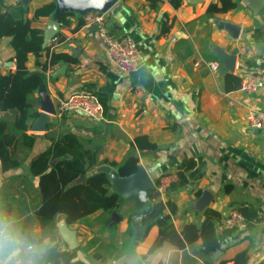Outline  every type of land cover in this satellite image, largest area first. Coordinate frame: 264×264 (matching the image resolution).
I'll list each match as a JSON object with an SVG mask.
<instances>
[{
	"label": "crops",
	"instance_id": "obj_1",
	"mask_svg": "<svg viewBox=\"0 0 264 264\" xmlns=\"http://www.w3.org/2000/svg\"><path fill=\"white\" fill-rule=\"evenodd\" d=\"M19 1L0 0V8ZM231 1L235 9L209 15L208 7L219 6V0H181L179 7L170 0H118L116 12L105 13L106 27L114 37L129 35L135 41L142 65L130 73L118 70L107 57L96 32L84 25L81 15H67L66 24L59 21L56 40L47 47L71 61L43 71L41 64L48 58L43 53L38 60L29 55L26 67L43 78L55 109L59 100L85 93L98 98L104 117L92 121L76 111L55 114L42 133L31 132L34 120L29 121L26 134L36 140L31 147L21 140L16 143L13 153L19 167L4 172L0 163V218L21 231L20 223L40 204L38 178L29 173L31 160L49 147L51 138L73 133L97 156L89 173L118 174L127 159L135 158L155 184L163 175L177 173L183 162H194L182 186L158 196L174 206V214L168 209L164 213L171 215L177 232L186 225L199 229L206 210L221 215L217 250L207 251L198 238L184 247L165 241L149 252L159 238L158 227H151L135 245L129 224L132 203L120 198L113 212L121 221L111 227L113 212L102 211L67 224L76 232L78 260L86 264H232L245 252L248 264H264V131L248 128L245 118L250 110L264 112V88L253 94L239 91L244 76L264 74V0ZM51 2L55 0H27L32 27L44 31L51 17L35 20L34 12ZM219 22L238 25L237 40L218 29ZM216 49L235 56L231 72H217L221 61ZM212 63L217 64L215 71ZM14 71L10 39L1 38L0 76ZM33 101L39 114V93ZM241 209L251 215L246 228L224 229L223 218ZM60 215L54 220L58 248L67 251L57 230ZM42 231L36 223L32 236ZM54 245L45 241L34 247L41 258Z\"/></svg>",
	"mask_w": 264,
	"mask_h": 264
},
{
	"label": "trees",
	"instance_id": "obj_2",
	"mask_svg": "<svg viewBox=\"0 0 264 264\" xmlns=\"http://www.w3.org/2000/svg\"><path fill=\"white\" fill-rule=\"evenodd\" d=\"M175 6L181 5V0H170ZM236 4L231 0H219L211 4L207 13H225L235 9ZM55 11V2L48 3L34 12L33 19L49 18ZM73 13H65L59 21L66 24L65 18ZM9 38L14 53L15 71L0 76V163L2 171H10L19 167L14 158V147L21 140L31 147L36 136L27 135V125L38 116L33 101L34 95L39 93L43 86L40 75L28 71L26 63L29 55L36 60L43 53L47 60L41 64L43 71L71 59L65 54H54L49 47H42L43 31L32 27V20L27 17V7L21 1L15 5L0 8V39ZM37 65H40L37 62ZM10 110L15 113L10 114ZM10 149V150H9ZM137 159L129 158L118 168L122 177L134 174L137 171ZM97 163L96 154L84 147V144L73 133L59 134L50 139L49 147L31 160L29 173L38 178L37 189L40 194V204L34 205L32 212L24 219L19 227L20 233L33 245H43L45 241L54 246L47 247L46 251L37 258V264H86L77 259L75 251H61L55 232V217L65 216L68 225L98 211L113 212L119 208L120 197L110 191L108 175L105 172L89 173ZM194 162H183L178 170L179 182L172 189L182 186L186 182V173L193 169ZM82 177V181L79 178ZM169 190V191H170ZM159 194L153 188L148 195V203L144 208L143 226L145 234L153 227H158L159 238L150 248L154 251L163 242L168 241L177 247L191 244L201 239L203 247L213 252L219 248L217 225L221 215L214 210L204 212V221L199 229L194 225H186L180 232L173 226L171 215L165 214V209L174 214V206L170 201L158 200ZM240 212L246 220L251 219L247 210ZM38 223L42 228L40 236H32V227ZM234 232L235 230H227ZM145 236V235H144ZM221 264H227L221 262ZM232 264H248L245 252L239 253Z\"/></svg>",
	"mask_w": 264,
	"mask_h": 264
},
{
	"label": "water",
	"instance_id": "obj_3",
	"mask_svg": "<svg viewBox=\"0 0 264 264\" xmlns=\"http://www.w3.org/2000/svg\"><path fill=\"white\" fill-rule=\"evenodd\" d=\"M26 6L27 0H21ZM118 0H55V11L51 16V21L47 23L43 31L42 47L45 48L59 32V17L65 13L84 15L89 12H98L105 14L110 12L114 14L119 6H114ZM251 10H256L248 5ZM258 11V10H257ZM218 29L228 33L232 40H237L239 26L228 22H219ZM215 54L221 61L217 72L223 74L232 71L234 68L235 56L228 55L224 51L216 49ZM40 95V113L32 122L29 130L33 133H42L47 130L49 117L55 115L54 104L50 101L49 96L43 86L39 91ZM10 114L15 110H10ZM109 183L111 192L116 193L121 199L132 203L133 210L129 213V224L135 237V245L144 238L145 227L143 226L144 208L148 202L149 192L154 188V182L149 178L142 167H138L134 174L126 177L119 176L116 173H109ZM82 181V177L79 178ZM121 221V216L113 212L110 216L108 226L111 227ZM58 234L60 240L67 246V251H75L79 248L76 240V232L68 228L65 216L60 215L58 223Z\"/></svg>",
	"mask_w": 264,
	"mask_h": 264
},
{
	"label": "built area",
	"instance_id": "obj_4",
	"mask_svg": "<svg viewBox=\"0 0 264 264\" xmlns=\"http://www.w3.org/2000/svg\"><path fill=\"white\" fill-rule=\"evenodd\" d=\"M84 25L93 28L102 42L107 57L121 72L130 73L138 70L142 65V57L135 41L129 35L114 37L106 27L105 14L89 12L82 15ZM54 41L56 39H53ZM211 69L215 71L217 64L212 63ZM264 88V74L252 73L244 76L239 84V91L253 94ZM76 111L92 121H100L104 117V109L98 98L91 94H73L58 101L55 114L62 116L65 113ZM247 126L250 129L264 131V112L250 110L246 116ZM179 182L177 173H167L159 178L154 188L159 195L166 194L173 185ZM226 230H244L247 222L238 210L230 211L222 220Z\"/></svg>",
	"mask_w": 264,
	"mask_h": 264
},
{
	"label": "clouds",
	"instance_id": "obj_5",
	"mask_svg": "<svg viewBox=\"0 0 264 264\" xmlns=\"http://www.w3.org/2000/svg\"><path fill=\"white\" fill-rule=\"evenodd\" d=\"M39 255L18 229L0 218V264H36Z\"/></svg>",
	"mask_w": 264,
	"mask_h": 264
}]
</instances>
